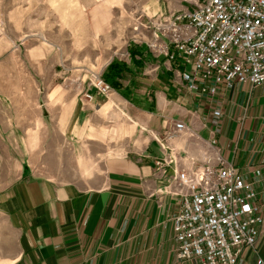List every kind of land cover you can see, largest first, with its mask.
<instances>
[{"label": "crops", "instance_id": "0c3cea01", "mask_svg": "<svg viewBox=\"0 0 264 264\" xmlns=\"http://www.w3.org/2000/svg\"><path fill=\"white\" fill-rule=\"evenodd\" d=\"M129 50L130 61L118 60L128 65L118 86L104 96L92 91L103 117L73 109L61 130L71 133L81 157V182L39 173L15 135L31 128V113L0 109V178L8 179L0 210L17 235L10 264H198L176 257L173 217L181 199L168 189L177 167L200 160L213 141L258 190L264 214V83L192 92L178 87L171 63L146 44ZM178 120L188 130L163 148L156 136ZM168 156L175 162L159 168L156 161ZM259 259L264 263V224L237 264Z\"/></svg>", "mask_w": 264, "mask_h": 264}, {"label": "rangeland", "instance_id": "374dc122", "mask_svg": "<svg viewBox=\"0 0 264 264\" xmlns=\"http://www.w3.org/2000/svg\"><path fill=\"white\" fill-rule=\"evenodd\" d=\"M196 1L203 0H0V109L31 113V128L15 135L27 144L39 173L81 182V157L71 133L61 131L72 110L103 117L95 97L85 94L95 88L99 96L107 95L96 85L105 80L107 62L130 61L129 48L147 45L152 37V20L192 8ZM114 107L120 111L122 106ZM139 133L140 128L125 141ZM7 181L0 178V188ZM16 244L17 235L0 210V264L12 262Z\"/></svg>", "mask_w": 264, "mask_h": 264}, {"label": "built area", "instance_id": "2783aa9c", "mask_svg": "<svg viewBox=\"0 0 264 264\" xmlns=\"http://www.w3.org/2000/svg\"><path fill=\"white\" fill-rule=\"evenodd\" d=\"M151 22L155 30L147 45L171 63L179 87L215 95L221 85L234 81L250 87L264 83V0L196 1L192 8ZM96 85L103 94L112 91L104 79ZM85 95L94 98L93 93ZM187 130L178 120L156 139L166 148ZM214 142L200 160L177 167L168 189L181 199L173 233L176 257L183 263L237 264L245 247L256 246L264 224L258 190ZM167 162H175L174 157L156 165L162 169Z\"/></svg>", "mask_w": 264, "mask_h": 264}, {"label": "trees", "instance_id": "16d2710c", "mask_svg": "<svg viewBox=\"0 0 264 264\" xmlns=\"http://www.w3.org/2000/svg\"><path fill=\"white\" fill-rule=\"evenodd\" d=\"M128 70V65L126 62H120L118 60H113L109 63L105 71V80L112 83L115 86H118V81L115 80L116 77H119L121 72ZM111 75L114 79H111Z\"/></svg>", "mask_w": 264, "mask_h": 264}]
</instances>
